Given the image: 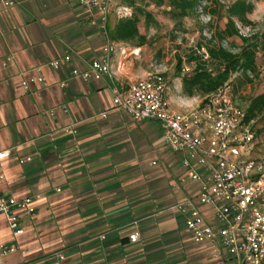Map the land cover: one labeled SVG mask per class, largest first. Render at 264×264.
<instances>
[{
	"label": "crops",
	"instance_id": "0c3cea01",
	"mask_svg": "<svg viewBox=\"0 0 264 264\" xmlns=\"http://www.w3.org/2000/svg\"><path fill=\"white\" fill-rule=\"evenodd\" d=\"M17 1L0 7V152L10 151L0 160V196L31 198L36 215H22L19 237L0 218V240L25 250L0 264H51L58 252L63 264H235L220 244L195 242L177 207L199 195L198 182L182 181L186 154L166 145L161 126L113 108L115 86L127 87L141 67L120 55L114 79L72 76L101 55V12L78 0ZM52 60H61L59 69ZM35 66L46 79L26 89L21 81L36 76ZM168 98L184 109L170 87Z\"/></svg>",
	"mask_w": 264,
	"mask_h": 264
},
{
	"label": "built area",
	"instance_id": "2783aa9c",
	"mask_svg": "<svg viewBox=\"0 0 264 264\" xmlns=\"http://www.w3.org/2000/svg\"><path fill=\"white\" fill-rule=\"evenodd\" d=\"M17 2L0 0V7H12ZM78 3L101 12L98 25L106 34V41L101 55L91 61L88 69L73 68L71 74L83 80L103 75L114 79L118 69L124 65L119 59L114 67V60L118 54L124 57L127 50L109 37L108 25L112 17L131 16L134 8L125 0H78ZM195 49L203 60L210 61L206 45L195 46ZM135 51L134 54L138 55L140 48ZM71 59V55L66 54L63 61L69 63ZM12 60L13 56H7L3 66ZM61 63V60H52L49 64L59 69ZM193 68L191 64L184 63L182 76L190 75ZM31 70L36 72V76H27L21 81L26 89L32 82L42 83L46 79L41 74V66ZM161 74L162 70L155 68L127 87L115 86L113 108L125 110L135 121H159L166 145L175 152L186 154L182 165L187 175L182 181L198 182L199 195L196 201L189 199L177 207L186 212V227L195 242L220 244L234 256L235 264H264V157L252 156L258 133L257 119L248 116L251 99L242 100L245 92L236 87L237 74H232L213 91L194 96L198 99L194 105L187 103L190 98L179 95V104L184 109L177 110L168 98L170 85ZM247 74L255 78L253 71L248 70ZM60 85L64 87L66 83L61 82ZM100 115L105 118L108 111ZM73 132L77 133V130ZM9 154V150L1 151L0 160ZM3 177L0 165V178ZM199 205L210 206L211 211H203ZM22 215H36V206L31 198L0 196V218L7 222L14 237L26 231L21 222ZM138 237L139 233H135L131 239L136 241ZM18 251L25 252L18 244L0 240L1 257ZM65 260L66 254L58 252L51 259V264H63Z\"/></svg>",
	"mask_w": 264,
	"mask_h": 264
},
{
	"label": "rangeland",
	"instance_id": "374dc122",
	"mask_svg": "<svg viewBox=\"0 0 264 264\" xmlns=\"http://www.w3.org/2000/svg\"><path fill=\"white\" fill-rule=\"evenodd\" d=\"M218 1L219 4L217 5H215V2L202 1L201 7H198L194 14L188 15L178 22L173 18L169 6L166 4L158 5L153 0H147L144 5L153 14L157 23L147 25L144 18L139 22L140 32L147 36L146 44L135 46L132 43L120 42L126 47L127 53L125 56H128L126 61L132 63L131 66L134 67V71L139 69V66L141 67L137 79L143 76L147 68L149 70L159 68L162 70V77L170 85L171 96L185 95L182 74L176 80L175 75L178 72L180 59L182 65L188 63L195 67V61H190L189 58L190 52L197 42H202V45H206V47L207 44L213 43L232 52H238L244 44L243 38L246 37L250 41L262 42L260 44L261 49H259L256 56L258 69L253 72L255 78L252 81L244 75L242 69L233 72L232 74L239 76L235 85L245 92V95L242 96L243 101H249L251 98L264 93V0H246L252 4V9L247 13V21H241L235 17L239 35L224 39H221L217 32L226 27L228 8L236 0ZM204 4H208V7L203 8ZM117 20V18L112 17L110 22L113 24ZM99 31H101L105 42L106 34L101 29ZM212 35L215 37L214 41L211 40L210 36ZM139 47H142V49H140L138 55H135L134 53L137 52L135 49ZM255 118L257 119L258 137L252 156L260 158L264 157V112ZM144 122H152L159 131L161 126L159 121L148 119Z\"/></svg>",
	"mask_w": 264,
	"mask_h": 264
},
{
	"label": "trees",
	"instance_id": "16d2710c",
	"mask_svg": "<svg viewBox=\"0 0 264 264\" xmlns=\"http://www.w3.org/2000/svg\"><path fill=\"white\" fill-rule=\"evenodd\" d=\"M147 0H125V3L134 8L133 14L125 18H117L118 20L108 25V35L116 42H128L135 46H143L147 42V36L142 34L139 29V22L144 18L147 25L157 23L155 17L149 12L145 3ZM158 5L166 4L171 8L173 18L178 22L182 21L184 17L194 14L198 7H201V2L207 3L215 2L219 4L218 0H153ZM208 4H204L203 8H207ZM252 9V4L246 0H236L228 8V21L224 29H220L217 35L221 38H230L238 36L239 32L236 26L235 17L241 21H247V13ZM256 37V35H255ZM214 35L211 40L214 41ZM244 44L238 52H232L222 46L215 44H207L211 59L210 61L203 60L202 56L196 52L195 46H201L202 42H197L191 52L190 61H195V67L190 75L182 76L183 88L185 95L195 96L198 94H206L213 91L220 85L224 84L232 73L238 70H243L244 75L252 81L253 78L247 74L248 70L256 72L257 52L259 51L261 41H250L249 38H243ZM212 41V42H213ZM264 42V40H263ZM264 46V43H263ZM182 60L178 65V72L175 77H181ZM239 76H237L235 82ZM248 116L257 117L264 112V93L251 98L248 107Z\"/></svg>",
	"mask_w": 264,
	"mask_h": 264
}]
</instances>
